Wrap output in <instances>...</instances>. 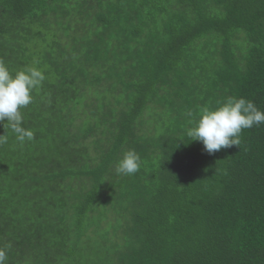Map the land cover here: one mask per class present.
Masks as SVG:
<instances>
[{
  "label": "trees",
  "instance_id": "16d2710c",
  "mask_svg": "<svg viewBox=\"0 0 264 264\" xmlns=\"http://www.w3.org/2000/svg\"><path fill=\"white\" fill-rule=\"evenodd\" d=\"M0 61L45 75L33 140L0 124L5 264H264V123L185 135L230 96L264 112V0H0Z\"/></svg>",
  "mask_w": 264,
  "mask_h": 264
},
{
  "label": "clouds",
  "instance_id": "9594fccd",
  "mask_svg": "<svg viewBox=\"0 0 264 264\" xmlns=\"http://www.w3.org/2000/svg\"><path fill=\"white\" fill-rule=\"evenodd\" d=\"M44 80L43 70L37 67H26L13 75L0 61V124L3 127L7 124L20 144L34 138L32 130L22 127L20 110L32 103L33 91L38 90ZM188 116L192 117L193 113L189 111ZM262 123L264 112L252 101L230 96L216 108L201 107L195 119L190 121L191 126L185 130V135L191 142L201 143L205 153L214 155L221 149L239 146L242 131ZM0 143H7L6 134L0 135ZM140 165L139 155L129 150L117 162L115 170L118 175H133L139 171ZM6 259L5 251L0 250V264H5Z\"/></svg>",
  "mask_w": 264,
  "mask_h": 264
}]
</instances>
